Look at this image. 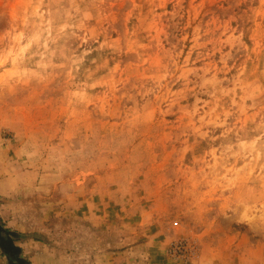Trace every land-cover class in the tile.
I'll return each instance as SVG.
<instances>
[{"label":"rangeland","instance_id":"374dc122","mask_svg":"<svg viewBox=\"0 0 264 264\" xmlns=\"http://www.w3.org/2000/svg\"><path fill=\"white\" fill-rule=\"evenodd\" d=\"M0 264H264V0H0Z\"/></svg>","mask_w":264,"mask_h":264},{"label":"flooded vegetation","instance_id":"af4514ba","mask_svg":"<svg viewBox=\"0 0 264 264\" xmlns=\"http://www.w3.org/2000/svg\"><path fill=\"white\" fill-rule=\"evenodd\" d=\"M6 239V241H7V243L9 242V239L8 238H5ZM9 244V243H8ZM11 244V243H10Z\"/></svg>","mask_w":264,"mask_h":264}]
</instances>
